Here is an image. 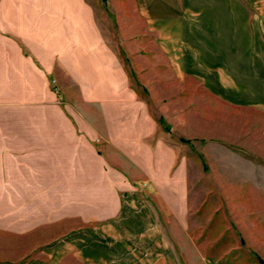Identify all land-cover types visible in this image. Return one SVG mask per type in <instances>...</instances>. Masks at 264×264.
Listing matches in <instances>:
<instances>
[{"label": "crops", "instance_id": "1", "mask_svg": "<svg viewBox=\"0 0 264 264\" xmlns=\"http://www.w3.org/2000/svg\"><path fill=\"white\" fill-rule=\"evenodd\" d=\"M131 1L177 76L264 110V0ZM94 25L88 0H0L1 242L114 229L141 205L137 184L188 200L187 159L133 84L88 79L104 72L95 51L119 72Z\"/></svg>", "mask_w": 264, "mask_h": 264}, {"label": "rangeland", "instance_id": "2", "mask_svg": "<svg viewBox=\"0 0 264 264\" xmlns=\"http://www.w3.org/2000/svg\"><path fill=\"white\" fill-rule=\"evenodd\" d=\"M88 3L95 21L89 33L119 59L116 77L95 51L89 65L104 72L88 79L133 84L159 131L187 159L188 200L165 201L137 184L141 205L121 225L104 233L89 226L82 236L36 235L25 248L0 238V264H149L145 246L151 264H264V110L227 102L222 84L207 88L199 73L177 76L147 39L131 0Z\"/></svg>", "mask_w": 264, "mask_h": 264}, {"label": "built area", "instance_id": "3", "mask_svg": "<svg viewBox=\"0 0 264 264\" xmlns=\"http://www.w3.org/2000/svg\"><path fill=\"white\" fill-rule=\"evenodd\" d=\"M141 187L145 188L147 187V184H142Z\"/></svg>", "mask_w": 264, "mask_h": 264}, {"label": "trees", "instance_id": "4", "mask_svg": "<svg viewBox=\"0 0 264 264\" xmlns=\"http://www.w3.org/2000/svg\"><path fill=\"white\" fill-rule=\"evenodd\" d=\"M161 121H162V119H161Z\"/></svg>", "mask_w": 264, "mask_h": 264}]
</instances>
